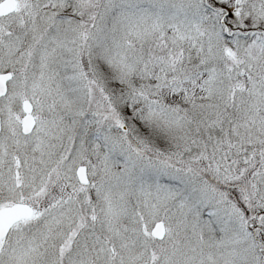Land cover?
<instances>
[{"label": "snow or ice", "instance_id": "snow-or-ice-1", "mask_svg": "<svg viewBox=\"0 0 264 264\" xmlns=\"http://www.w3.org/2000/svg\"><path fill=\"white\" fill-rule=\"evenodd\" d=\"M0 264H264V0H0Z\"/></svg>", "mask_w": 264, "mask_h": 264}]
</instances>
